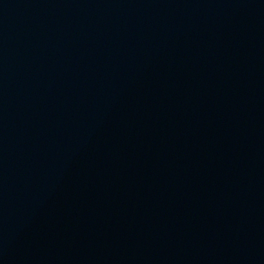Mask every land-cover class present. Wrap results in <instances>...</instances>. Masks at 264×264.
Listing matches in <instances>:
<instances>
[{"label":"water","instance_id":"95a60500","mask_svg":"<svg viewBox=\"0 0 264 264\" xmlns=\"http://www.w3.org/2000/svg\"><path fill=\"white\" fill-rule=\"evenodd\" d=\"M0 264H264V0H0Z\"/></svg>","mask_w":264,"mask_h":264}]
</instances>
